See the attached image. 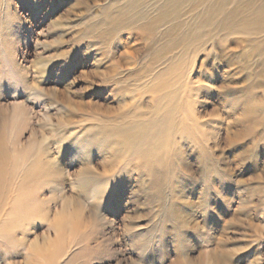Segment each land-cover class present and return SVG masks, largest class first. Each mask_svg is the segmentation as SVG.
<instances>
[{"label": "rangeland", "instance_id": "rangeland-1", "mask_svg": "<svg viewBox=\"0 0 264 264\" xmlns=\"http://www.w3.org/2000/svg\"><path fill=\"white\" fill-rule=\"evenodd\" d=\"M74 1L0 0V141L5 156L17 158L14 187L26 180L23 203L8 210L11 193L4 205L0 220L11 229L0 236V264H264V111L226 138L214 89L199 108L208 133L179 145L183 158L161 186L140 188L129 171L103 177L95 199H87L95 189L81 187L91 176H80L82 169L103 173L110 156L109 143L95 139L99 122L89 119L121 112L137 92L126 89L132 79L116 65L114 44L91 48L89 38H71L68 27L80 29L85 17ZM123 35L118 51L133 68L148 52L143 41L132 59ZM214 68L204 79L218 87ZM241 118L237 112L230 122ZM220 124L221 136H210ZM80 211L66 231L55 230L59 215Z\"/></svg>", "mask_w": 264, "mask_h": 264}, {"label": "bare ground", "instance_id": "bare-ground-1", "mask_svg": "<svg viewBox=\"0 0 264 264\" xmlns=\"http://www.w3.org/2000/svg\"><path fill=\"white\" fill-rule=\"evenodd\" d=\"M74 4V7L82 5L85 17L80 29L76 28L79 24L68 27L71 38H89L91 48L114 44L116 65L132 79L126 89L137 92L121 112L109 110L104 119H89L99 122L102 129L96 134L100 138L95 139L109 143L110 156L102 161L103 173L92 172L89 166L82 169L80 176H91L80 183L81 187L88 183V187L95 189L93 195L85 194L89 195L87 199H95L96 190L102 187L100 179L114 178L117 174L124 177L129 171L135 173L134 178L138 176L142 180L140 188L161 186L175 168V159L183 158L179 145L186 138L201 139L208 133L203 130L200 121L203 112L199 108L205 102L202 96L211 89L216 92L218 105L225 110L226 138L238 136L237 128L249 122L252 123L249 127L253 126L257 113L264 111V0H87L83 3L75 0ZM119 35H123L121 38L132 59L141 56L142 51L137 47L144 41L148 58L133 68L128 67L124 54L118 51ZM202 53L204 58L199 60L200 67L196 70V59ZM212 63L213 76L220 79L218 87L204 79ZM95 75L99 76L97 72ZM237 112H241L242 118L231 123L230 116ZM220 118L219 114L214 116L216 122ZM216 126L217 131L212 128L209 133L212 137L221 136L218 130L221 124ZM103 149L95 148L101 153ZM0 153L2 218L8 210L23 203L19 195L26 180L14 187L15 173L11 166L17 164V158L12 162L9 155L5 156L1 141ZM8 176L12 183L5 181ZM106 189L103 188L102 194H107ZM11 193L14 202L6 210L4 205ZM77 205L80 207L81 203ZM76 212L71 217H66L65 212L59 215L53 225L55 230L64 232L69 222L83 216L81 211ZM9 229V220H0V236Z\"/></svg>", "mask_w": 264, "mask_h": 264}]
</instances>
